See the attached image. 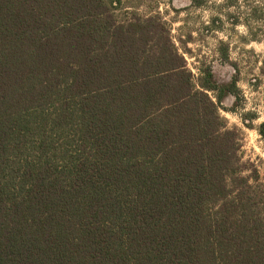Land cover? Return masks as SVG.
Listing matches in <instances>:
<instances>
[{"label":"trees","instance_id":"1","mask_svg":"<svg viewBox=\"0 0 264 264\" xmlns=\"http://www.w3.org/2000/svg\"><path fill=\"white\" fill-rule=\"evenodd\" d=\"M121 4L0 0V264H264L237 78Z\"/></svg>","mask_w":264,"mask_h":264},{"label":"rangeland","instance_id":"2","mask_svg":"<svg viewBox=\"0 0 264 264\" xmlns=\"http://www.w3.org/2000/svg\"><path fill=\"white\" fill-rule=\"evenodd\" d=\"M199 1L122 0L116 13L157 15L195 79L204 68L218 82L237 78L238 96H226L219 111L236 131L241 174L264 208V0Z\"/></svg>","mask_w":264,"mask_h":264}]
</instances>
